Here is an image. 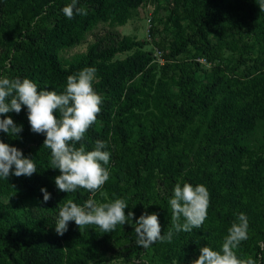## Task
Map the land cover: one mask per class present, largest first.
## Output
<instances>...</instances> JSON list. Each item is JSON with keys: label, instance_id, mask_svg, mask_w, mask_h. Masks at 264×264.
<instances>
[{"label": "trees", "instance_id": "obj_1", "mask_svg": "<svg viewBox=\"0 0 264 264\" xmlns=\"http://www.w3.org/2000/svg\"><path fill=\"white\" fill-rule=\"evenodd\" d=\"M147 0H78L87 15L68 19L71 0H0V78H29L39 89H66L67 77L96 68L101 112L83 143L97 140L111 153L110 178L93 194L57 189L44 134L31 131L27 108L11 116L23 130L0 140L32 158L31 176L0 177V264H191L202 246L220 250L240 213L249 221L238 258L264 264V10L260 0H166L149 18V39L121 34ZM158 20L161 29L153 24ZM99 24L86 49L65 56ZM124 54L123 57H120ZM56 115L59 117V113ZM203 184L210 192L199 229L175 232L171 242L136 243L141 214H158L161 234L172 229L175 185ZM41 188L51 193L45 203ZM123 198L134 217L111 233L69 222L55 231L68 199ZM183 223V220H181Z\"/></svg>", "mask_w": 264, "mask_h": 264}, {"label": "clouds", "instance_id": "obj_2", "mask_svg": "<svg viewBox=\"0 0 264 264\" xmlns=\"http://www.w3.org/2000/svg\"><path fill=\"white\" fill-rule=\"evenodd\" d=\"M78 0H71L62 12L68 19L74 14L87 15V10L78 7ZM260 9L264 10V0H260ZM96 68L85 67L76 74L67 77L66 89L62 93L54 90L39 89L37 83L29 78H0V115L14 111L19 114L22 106L27 108V119L31 131L44 134L43 146L51 151V168L59 169L60 175L55 177V185L61 192H75L85 189L95 196L110 178V170L106 165L110 162L111 153L106 142L97 140L93 150H86L83 143L87 130L96 122L101 112L103 97L94 89ZM59 113V117L56 113ZM23 130L11 116L0 118V131L17 136ZM37 171L32 158L24 156L22 150L0 140V177L8 179L31 177ZM43 201L51 198L45 188H41ZM172 210V229L161 234L162 228L158 214L147 212L140 215L135 223L136 243L148 248L153 243L171 242L173 229L175 232H191L204 224L210 206V192L203 184L193 186L177 183L169 200ZM128 203L123 198L111 202H97L89 198L83 205L68 199L60 207L55 231L63 236L68 230L69 222L74 221L79 230L95 225L102 233H111L117 226L130 223L134 217L132 211L125 213ZM183 220V223H181ZM249 221L244 213H240L238 222H233L224 237L220 250L202 246L198 258L191 264H256L251 257L240 259L236 249L240 243L248 239Z\"/></svg>", "mask_w": 264, "mask_h": 264}, {"label": "rangeland", "instance_id": "obj_3", "mask_svg": "<svg viewBox=\"0 0 264 264\" xmlns=\"http://www.w3.org/2000/svg\"><path fill=\"white\" fill-rule=\"evenodd\" d=\"M166 0H159L160 8L157 12L158 16H163L167 13L166 8H164V4ZM155 0H147L144 4L139 6L136 10L133 11V14L131 18L128 20V22L125 25L118 26L117 29L120 31L121 34H129V35H135L137 38H147L149 39V35L147 34V30L149 28V18L152 17L155 11V7L157 4H159ZM174 1L171 0L169 3V8L172 9L174 7ZM153 26H156V28L161 29V23L156 21ZM108 28L105 24H99L96 29L93 30L90 34L87 35V38L84 42H82L79 45H76L74 47L68 48L64 51H62V54L65 56H70L76 52H82L86 49L87 44L93 40V34L95 32H104ZM124 54H121L120 57H123ZM92 264H95L94 262Z\"/></svg>", "mask_w": 264, "mask_h": 264}]
</instances>
